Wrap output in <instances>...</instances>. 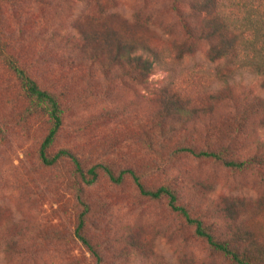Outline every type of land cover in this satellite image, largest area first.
<instances>
[{
  "label": "rangeland",
  "instance_id": "rangeland-1",
  "mask_svg": "<svg viewBox=\"0 0 264 264\" xmlns=\"http://www.w3.org/2000/svg\"><path fill=\"white\" fill-rule=\"evenodd\" d=\"M228 3L243 28H250L248 24L256 20L264 23V0ZM169 4L170 0H2L1 11L4 32L22 50L25 62L33 59L35 69L46 79L56 81L60 88L67 86L71 93L81 92L88 82L83 55L69 45L81 38L82 31L118 28L161 49L178 66L177 77L176 72L157 65L142 84L130 78L106 82L101 66L95 65L89 80L96 94L78 101L68 112L56 148L76 147L92 152L94 159L97 153L114 149L130 154V161L132 157L155 158L161 169L152 168L145 177L147 186L168 183L176 187L184 201L206 213V219L225 235L248 228L256 238L264 239V168L229 170L192 157L167 165L135 144L140 125L152 115L172 82L184 88L187 97L203 101L215 87V64L209 60L206 42L196 44L192 55L175 59L184 34ZM262 46L264 32L247 53L255 57ZM239 76L253 94H264L261 76L247 70ZM13 89L0 64V122L12 108ZM44 127L38 122L28 129L17 123L4 128L0 264H96L73 233L78 208L70 187V169L44 166L39 159ZM257 136L264 139V130ZM89 193L102 211L99 230L93 233L104 241L105 264H226L165 200L140 196L132 180L115 185L104 178Z\"/></svg>",
  "mask_w": 264,
  "mask_h": 264
},
{
  "label": "trees",
  "instance_id": "trees-1",
  "mask_svg": "<svg viewBox=\"0 0 264 264\" xmlns=\"http://www.w3.org/2000/svg\"><path fill=\"white\" fill-rule=\"evenodd\" d=\"M0 0V64L13 86L12 105L6 120L0 122L1 144L4 128L14 123L26 129L34 123L45 127L38 150L44 166L64 165L70 169V187L74 191L78 213L74 236L92 255L96 264H105L104 241L93 232L99 230L102 211L93 203L90 188L107 178L115 185L132 180L140 196L154 201L165 200L169 209L179 216L194 235L206 243L210 252L226 264H264V239L254 236L251 229H238L230 235L219 232L206 213L184 201L180 191L171 184L158 187L146 185L145 177L154 168V160H142L119 149L94 154L79 148L58 147L65 117L74 105L95 93L89 72L101 66L106 82L130 78L137 84L147 81L157 65L178 72L164 52L150 45L140 35H129L118 28L82 31L81 38L69 43L84 57L87 87L71 93L67 86L44 77L35 69L33 59L25 62L22 50L4 32ZM229 0H170L169 9L182 25L184 37L177 43L176 60L192 55L196 44L209 45L208 57L215 64L214 89L203 101L175 82L163 91L158 106L141 124L135 144L148 155L161 158L167 165L192 157L216 163L229 170L244 171L264 168V139L257 133L264 130V94L249 90L239 76L244 70L263 78L264 46L257 56L247 53L263 36L264 23L256 20L243 28ZM253 31V33H252ZM245 56V58H244ZM250 59V63L247 60ZM85 59H89L88 64ZM79 63V65L83 64ZM192 90V88H191ZM139 149V147L137 148ZM124 150V149H123ZM122 157V160L118 158Z\"/></svg>",
  "mask_w": 264,
  "mask_h": 264
}]
</instances>
